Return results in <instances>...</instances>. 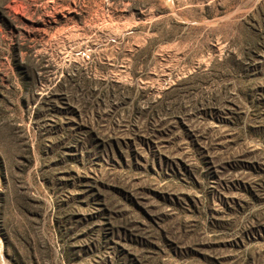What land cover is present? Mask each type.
I'll use <instances>...</instances> for the list:
<instances>
[{"label":"rangeland","instance_id":"rangeland-1","mask_svg":"<svg viewBox=\"0 0 264 264\" xmlns=\"http://www.w3.org/2000/svg\"><path fill=\"white\" fill-rule=\"evenodd\" d=\"M0 264H264V0H0Z\"/></svg>","mask_w":264,"mask_h":264},{"label":"trees","instance_id":"trees-1","mask_svg":"<svg viewBox=\"0 0 264 264\" xmlns=\"http://www.w3.org/2000/svg\"><path fill=\"white\" fill-rule=\"evenodd\" d=\"M80 88V87H79Z\"/></svg>","mask_w":264,"mask_h":264}]
</instances>
